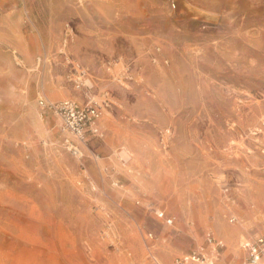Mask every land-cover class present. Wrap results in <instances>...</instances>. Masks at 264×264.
Returning a JSON list of instances; mask_svg holds the SVG:
<instances>
[{"label": "rangeland", "instance_id": "rangeland-1", "mask_svg": "<svg viewBox=\"0 0 264 264\" xmlns=\"http://www.w3.org/2000/svg\"><path fill=\"white\" fill-rule=\"evenodd\" d=\"M80 71L110 103L83 158L38 105L85 103ZM209 235L215 264L264 237V0H0V264H175Z\"/></svg>", "mask_w": 264, "mask_h": 264}, {"label": "built area", "instance_id": "built-area-1", "mask_svg": "<svg viewBox=\"0 0 264 264\" xmlns=\"http://www.w3.org/2000/svg\"><path fill=\"white\" fill-rule=\"evenodd\" d=\"M85 74L80 71L74 81L78 90L87 88L86 102L80 103L76 100L65 99L61 101H51L41 97L38 101L40 109L45 114L58 116L63 127L75 139L70 147V151L77 157H84V151L89 149L91 138L102 139L104 131L101 126L103 109L109 106V100L104 95L103 101L99 102L96 97L89 92L90 87L84 82ZM160 219L165 220L168 226L174 224V219L169 218L164 211L158 213ZM208 248L212 250L214 256L203 247L175 260V264H215V259L219 251L224 247L220 241L209 235L206 239ZM241 249L247 253L246 264H264V237L255 240H246ZM152 264H162L160 259L153 252L150 253Z\"/></svg>", "mask_w": 264, "mask_h": 264}, {"label": "bare ground", "instance_id": "bare-ground-1", "mask_svg": "<svg viewBox=\"0 0 264 264\" xmlns=\"http://www.w3.org/2000/svg\"><path fill=\"white\" fill-rule=\"evenodd\" d=\"M230 229V228H229ZM238 232H237V230L236 229H231L229 232L228 231H226V233H225V237L228 239V240H231V241H233L235 238H236V234H237ZM221 242V241H220ZM222 243V245L224 246V244H223V242H221Z\"/></svg>", "mask_w": 264, "mask_h": 264}]
</instances>
